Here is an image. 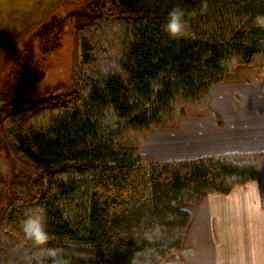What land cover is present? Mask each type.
Here are the masks:
<instances>
[{
	"label": "trees",
	"instance_id": "16d2710c",
	"mask_svg": "<svg viewBox=\"0 0 264 264\" xmlns=\"http://www.w3.org/2000/svg\"><path fill=\"white\" fill-rule=\"evenodd\" d=\"M78 2L71 16L81 56L67 89L17 96L42 76L25 48L0 94V153L11 175L0 191V264H51L49 247L62 249L64 264H162L180 251L190 221L182 206L256 182L262 154L156 162L140 146L210 113L209 89L235 66L264 63V26L254 22L264 0ZM176 6L197 15L171 39L162 25ZM38 210L48 244H20L7 228Z\"/></svg>",
	"mask_w": 264,
	"mask_h": 264
},
{
	"label": "crops",
	"instance_id": "0c3cea01",
	"mask_svg": "<svg viewBox=\"0 0 264 264\" xmlns=\"http://www.w3.org/2000/svg\"><path fill=\"white\" fill-rule=\"evenodd\" d=\"M209 96L210 113L154 131L141 144V154L156 162L262 154L258 179L183 205L190 221L180 251L162 264H264V63L235 66Z\"/></svg>",
	"mask_w": 264,
	"mask_h": 264
},
{
	"label": "rangeland",
	"instance_id": "374dc122",
	"mask_svg": "<svg viewBox=\"0 0 264 264\" xmlns=\"http://www.w3.org/2000/svg\"><path fill=\"white\" fill-rule=\"evenodd\" d=\"M79 7L78 0H0V94L4 88L6 91L8 86L4 87V83L25 48L31 49L35 67L42 76L31 87L18 90L17 96L33 100L67 89L71 84L73 60L79 61L81 56L71 16ZM44 32L47 34L43 35ZM43 47L47 50H42ZM0 160L4 170L0 191H5L11 175L5 154L0 153ZM2 208L0 206V214ZM7 231L23 244L19 226L10 225Z\"/></svg>",
	"mask_w": 264,
	"mask_h": 264
},
{
	"label": "clouds",
	"instance_id": "9594fccd",
	"mask_svg": "<svg viewBox=\"0 0 264 264\" xmlns=\"http://www.w3.org/2000/svg\"><path fill=\"white\" fill-rule=\"evenodd\" d=\"M207 8L206 4H202L200 13H203ZM195 10L186 12L182 7L176 6L171 8L166 16L165 23L162 25V29L171 39H180L184 37L189 31L188 17L196 16ZM257 26H264V14L257 15L254 19ZM235 57H232L229 63L235 62ZM253 187L259 195V190L256 184ZM19 230L23 236V243L40 248L48 244L50 234L47 230L46 213L43 210L28 212L19 223ZM155 232L159 231V228L154 229ZM145 236L149 239L151 236L149 233H145ZM62 249L59 247H49L47 249V256L51 260V264H64L62 260Z\"/></svg>",
	"mask_w": 264,
	"mask_h": 264
}]
</instances>
